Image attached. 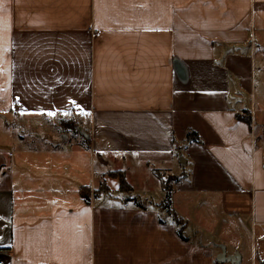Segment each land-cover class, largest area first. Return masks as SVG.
<instances>
[{"label":"crops","instance_id":"obj_1","mask_svg":"<svg viewBox=\"0 0 264 264\" xmlns=\"http://www.w3.org/2000/svg\"><path fill=\"white\" fill-rule=\"evenodd\" d=\"M262 49L264 0H0V124L71 119L143 185L126 172L114 202L85 199L91 181L27 198L12 143L5 264H264ZM160 170L176 177L169 211Z\"/></svg>","mask_w":264,"mask_h":264},{"label":"rangeland","instance_id":"obj_2","mask_svg":"<svg viewBox=\"0 0 264 264\" xmlns=\"http://www.w3.org/2000/svg\"><path fill=\"white\" fill-rule=\"evenodd\" d=\"M255 44L257 45V43ZM261 51L264 54V50ZM257 60L260 64V57ZM260 75L257 77L258 93L264 94V79L261 77L259 80ZM3 124L9 128L0 124V151L12 150L14 148L12 143L15 142L14 144L17 145L18 143L25 153L21 159V170L18 171L24 177L21 181L28 184L27 189L31 190L28 192L27 198L34 199L44 192L45 195L43 196L50 199H62L65 192H61L60 189L66 187L72 189V186L80 188V186L91 181L93 183L92 189L81 188L82 195L110 197L112 198L111 202H114L113 200L117 196L119 199H123L124 193L130 194L131 185L127 180L126 172H130L132 179L138 181L136 187L141 189L143 186H140L138 179L140 176L138 177L137 173L133 174V170H129L124 159L116 161V157L114 159L112 156L94 154L92 140L87 137V133H80L78 122H73L71 119L63 118V116H25L18 117L15 121L10 119L9 123L4 122ZM67 133L70 135H66ZM42 147L46 150L38 152ZM50 149L55 150V152H51ZM46 161L51 163L50 169ZM123 164L124 166H122ZM93 166L94 170H92ZM11 169L14 172V162L11 164ZM160 171L164 172L166 178L169 177L166 187L163 184L162 188L157 185L153 187L158 191L163 189L167 194L176 179L173 178L175 176L166 174V170ZM43 172L49 176L43 175ZM38 173H41L39 177L36 176ZM119 174H122L126 179L129 191H123V193L120 190ZM61 176L65 178L60 179ZM91 176L92 179H89ZM161 181L163 180L161 179ZM56 185L60 187L56 188ZM144 187L147 186L144 185ZM164 210L166 209L164 208Z\"/></svg>","mask_w":264,"mask_h":264},{"label":"trees","instance_id":"obj_3","mask_svg":"<svg viewBox=\"0 0 264 264\" xmlns=\"http://www.w3.org/2000/svg\"><path fill=\"white\" fill-rule=\"evenodd\" d=\"M188 142H192V141H196V142H199L200 141V139L196 136V135H194V133L193 132H191L190 131V133H189V135H188ZM168 178L169 177H165L164 179H163V186L164 187H166V183L168 182ZM174 179H176V177H173ZM118 181H119V186H120V190L123 192H127V191H129L130 189H129V186L127 185V182H126V179L123 177V175L122 174H119L118 175ZM170 190H168L167 191V188H166V191H167V194H166V198H165V200H164V202H163V204H164V208L165 209H168V211L170 210V206H171V192H172V186H171V188H169ZM85 199H88L89 198V196L88 195H86V194H84V195H82ZM175 218H174V220H175V222L176 223H178V224H181L182 222H180V220L178 219V218H176V216H174ZM179 235L184 239V237H183V235H182V230H179Z\"/></svg>","mask_w":264,"mask_h":264},{"label":"water","instance_id":"obj_4","mask_svg":"<svg viewBox=\"0 0 264 264\" xmlns=\"http://www.w3.org/2000/svg\"><path fill=\"white\" fill-rule=\"evenodd\" d=\"M230 262L234 264H239L240 263V255H235L234 257H231L230 259L228 258Z\"/></svg>","mask_w":264,"mask_h":264},{"label":"built area","instance_id":"obj_5","mask_svg":"<svg viewBox=\"0 0 264 264\" xmlns=\"http://www.w3.org/2000/svg\"><path fill=\"white\" fill-rule=\"evenodd\" d=\"M0 264H5V260H4L2 252H0Z\"/></svg>","mask_w":264,"mask_h":264},{"label":"snow or ice","instance_id":"obj_6","mask_svg":"<svg viewBox=\"0 0 264 264\" xmlns=\"http://www.w3.org/2000/svg\"><path fill=\"white\" fill-rule=\"evenodd\" d=\"M49 115H51V113H49Z\"/></svg>","mask_w":264,"mask_h":264}]
</instances>
